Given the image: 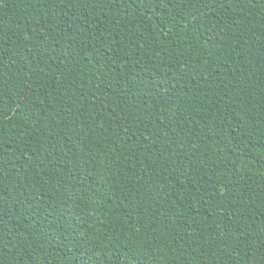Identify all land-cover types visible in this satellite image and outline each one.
Masks as SVG:
<instances>
[{
  "label": "trees",
  "instance_id": "obj_1",
  "mask_svg": "<svg viewBox=\"0 0 264 264\" xmlns=\"http://www.w3.org/2000/svg\"><path fill=\"white\" fill-rule=\"evenodd\" d=\"M0 191V264H264V0H0Z\"/></svg>",
  "mask_w": 264,
  "mask_h": 264
},
{
  "label": "snow or ice",
  "instance_id": "obj_2",
  "mask_svg": "<svg viewBox=\"0 0 264 264\" xmlns=\"http://www.w3.org/2000/svg\"><path fill=\"white\" fill-rule=\"evenodd\" d=\"M62 2V0H61ZM249 2L255 6L256 0H249ZM221 6L223 3L221 2ZM7 196L6 192L0 191V203H6L5 197ZM34 259H38L35 257V254L32 252L23 253L17 256L18 264H33ZM77 264H94V256L92 255L91 248L85 246V251L80 253V259L78 260ZM127 264V261H125Z\"/></svg>",
  "mask_w": 264,
  "mask_h": 264
}]
</instances>
